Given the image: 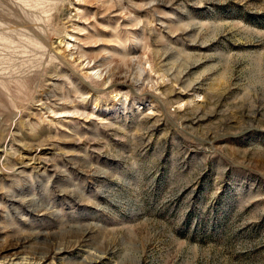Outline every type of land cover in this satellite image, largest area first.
<instances>
[{
  "label": "rangeland",
  "instance_id": "374dc122",
  "mask_svg": "<svg viewBox=\"0 0 264 264\" xmlns=\"http://www.w3.org/2000/svg\"><path fill=\"white\" fill-rule=\"evenodd\" d=\"M0 264H264V0H0Z\"/></svg>",
  "mask_w": 264,
  "mask_h": 264
}]
</instances>
